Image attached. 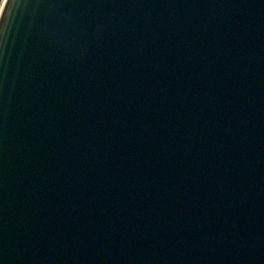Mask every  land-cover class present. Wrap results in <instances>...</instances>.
I'll use <instances>...</instances> for the list:
<instances>
[{
	"label": "water",
	"instance_id": "1",
	"mask_svg": "<svg viewBox=\"0 0 264 264\" xmlns=\"http://www.w3.org/2000/svg\"><path fill=\"white\" fill-rule=\"evenodd\" d=\"M0 264H264V0H4Z\"/></svg>",
	"mask_w": 264,
	"mask_h": 264
},
{
	"label": "built area",
	"instance_id": "2",
	"mask_svg": "<svg viewBox=\"0 0 264 264\" xmlns=\"http://www.w3.org/2000/svg\"><path fill=\"white\" fill-rule=\"evenodd\" d=\"M3 2H4V0L1 1V6H2ZM1 6H0V8H1Z\"/></svg>",
	"mask_w": 264,
	"mask_h": 264
},
{
	"label": "trees",
	"instance_id": "3",
	"mask_svg": "<svg viewBox=\"0 0 264 264\" xmlns=\"http://www.w3.org/2000/svg\"><path fill=\"white\" fill-rule=\"evenodd\" d=\"M1 1H2V0H0V6H1Z\"/></svg>",
	"mask_w": 264,
	"mask_h": 264
}]
</instances>
